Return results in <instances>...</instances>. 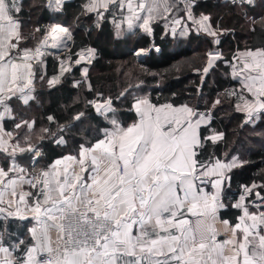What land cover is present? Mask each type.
Returning a JSON list of instances; mask_svg holds the SVG:
<instances>
[{
  "label": "snow or ice",
  "instance_id": "obj_1",
  "mask_svg": "<svg viewBox=\"0 0 264 264\" xmlns=\"http://www.w3.org/2000/svg\"><path fill=\"white\" fill-rule=\"evenodd\" d=\"M195 6V0H88L85 11L100 19L107 13L118 30L152 33L159 19L171 24L169 35L175 36L179 25L181 35L187 27L218 44L221 30L209 15L196 16ZM20 10L16 0H0V216L31 219L35 226L32 243L22 252V240L5 246L0 236V264H264V184L243 186L233 205L241 214L234 224L222 221L231 235L218 240L214 224L236 164L201 157L223 133L211 129L208 115L186 105L136 98L130 106L138 116L135 122L123 126L112 118L110 130L94 143L80 144L75 154L36 169L41 146L5 131L4 122L15 119L10 115L14 100L29 103L34 66L45 64L42 48H59L69 37L68 29L57 25L45 33L41 46L21 47ZM207 56L205 73L222 60L218 51ZM85 59L78 55L76 63ZM228 63L241 84L229 94L236 98L233 107L251 120L264 112V47L240 51ZM59 64L61 73L71 70ZM48 82L55 86L59 80ZM90 104L105 119L107 113L114 115L110 98ZM69 130L60 127L54 142L66 143ZM29 159L32 163L22 166ZM209 185L212 192L206 191Z\"/></svg>",
  "mask_w": 264,
  "mask_h": 264
},
{
  "label": "trees",
  "instance_id": "obj_2",
  "mask_svg": "<svg viewBox=\"0 0 264 264\" xmlns=\"http://www.w3.org/2000/svg\"><path fill=\"white\" fill-rule=\"evenodd\" d=\"M30 1H22L18 16L22 23L21 44L35 48L48 30L62 25L72 33V52L91 46L95 56L88 74H83L79 66L61 73L52 58L44 59L43 66H34L36 76L29 103L13 101L15 119L6 120L4 129L41 146L43 155L36 169L45 168L62 155L75 154L80 144L94 143L102 137L103 130L110 128L108 119L96 113L90 101L101 96L110 98L114 115L108 113V118L128 126L137 120L130 107L133 100L150 93L153 104L186 105L199 113L211 114L210 127L223 133V139L206 145L201 157L238 162L229 173L231 179L224 194L227 210L222 213L225 219L235 222L239 210L233 204L243 186L264 184V112H260L254 126L245 123V116L235 112L236 98L229 94L239 90L241 84L231 75L228 62L240 51L264 47V0L238 6H230L227 0H195L194 14L209 15L213 25L221 30L216 45L188 28L183 35L180 30L175 36L169 35L170 30L159 19L153 24L152 33L118 30L107 13L100 22L94 14H86L83 5L87 0L68 1L59 11L48 0ZM138 50L149 53L138 60L135 55ZM209 51L222 53V60L205 73ZM53 77L59 80L55 86L48 82ZM216 100L221 103L215 104ZM80 113L83 116L75 120ZM23 121L34 122L33 128L17 129L15 125ZM58 127L70 129L64 134L63 146L56 145L51 134L44 131L51 129L53 133ZM30 163V159L21 161L24 167ZM31 224L0 219L4 245H15L22 240V252L32 243Z\"/></svg>",
  "mask_w": 264,
  "mask_h": 264
},
{
  "label": "built area",
  "instance_id": "obj_3",
  "mask_svg": "<svg viewBox=\"0 0 264 264\" xmlns=\"http://www.w3.org/2000/svg\"><path fill=\"white\" fill-rule=\"evenodd\" d=\"M68 1H70V0H48V2L50 4H52V5L56 4V3H63V2H68ZM227 1H228L230 6H238V5H241V4L245 3L244 0H227ZM85 6L86 5L84 4L83 5L84 9H85ZM68 32L70 33L71 39H70V42L63 48L65 50L63 52H61V53H57L56 49L53 50V51H50L44 56V59L52 58L57 63V65L59 67H60V64H59L60 61H63L65 68H69L70 67V69H72L74 67H78L79 66V67H81V70H82L83 74H85V71H84L85 69L87 70L86 74H88L90 69H91V67L94 64V61H95L94 50H93V48L91 46H87V47H85V48H83L81 50H78L76 52H72L71 46H72L73 36H72V33H71V31L69 29H68ZM40 45H41V42L37 46H40ZM20 46L21 47H27L26 45H23V44H20ZM155 50L157 52H159L158 48H156ZM147 53H149V52L148 51H144V50H139L138 52L135 53V55H136L137 59L140 60L141 58H144ZM78 55L85 56V57H87V59H85V60L81 61L79 64H77L76 63V59H77ZM136 98H143V96L140 95V96H137ZM245 122H247V124H251L252 123V119L251 120H246L245 119Z\"/></svg>",
  "mask_w": 264,
  "mask_h": 264
},
{
  "label": "crops",
  "instance_id": "obj_4",
  "mask_svg": "<svg viewBox=\"0 0 264 264\" xmlns=\"http://www.w3.org/2000/svg\"><path fill=\"white\" fill-rule=\"evenodd\" d=\"M22 1H24V0H16V2H17V4L19 5V7L21 8V3H22ZM71 1V0H70ZM31 2H33V0L32 1H30V3ZM134 2H135V0H134ZM64 3H66V2H63V3H56V4H53L54 5V7H52L53 9H55V10H61L62 8V6H63V4ZM88 3V0L85 2V5ZM84 8V7H83ZM83 11H85V9H83ZM85 13L86 14H94V13H88V12H86L85 11ZM95 15V17H96V19L98 20V22H100L102 19H100V18H98L97 17V15L96 14H94ZM21 22H20V32H21V34H22V31H21ZM35 34H36V30H34V32H33V37L35 38ZM230 71H231V75H232V69H231V66H230ZM233 76V75H232ZM234 77V76H233ZM34 89V83H33V85H32V89H31V91ZM143 97H146V98H148L150 101H151V95L150 94H145V95H143ZM29 100H30V97H29ZM152 102V101H151ZM113 108V107H112ZM236 112V111H235ZM96 113H97V111H96ZM108 114V113H107ZM106 114V115H107ZM238 114H241V115H244L243 113H238ZM10 115L12 116V108H11V112H10ZM135 115H136V119H138V116H137V114L135 113ZM206 115H208L209 117H210V123L212 122V116H211V114L210 113H208V114H206ZM245 116V115H244ZM259 118H260V112L259 113H257V114H255L254 115V117L252 118V123L253 124H256L258 121H259ZM8 120V119H7ZM110 119H108V121H109ZM122 124V123H121ZM33 125H34V123H32V125L30 126V129H32L33 128ZM123 125V124H122ZM124 126V125H123ZM59 128L60 127H58L53 133H57V134H59ZM106 130H110V128H107V129H105V130H103V132H102V134H104V132L106 131ZM56 134V135H57ZM103 136V135H102ZM223 139V138H222ZM221 139V140H222ZM64 140H65V138H64ZM58 145V144H57ZM60 146H63V145H65V143L64 144H59ZM233 163H235L236 164V166L238 165V162H236V161H232ZM233 169V168H232ZM206 191H208V192H212L213 191V189H212V187L209 185L208 187H207V189H206ZM225 191H226V187L224 188V192H223V197H222V199H223V204H224V207L223 208H221V209H219L218 210V212H217V217H216V221H215V224H214V227L216 228V230H217V232L219 233V235H218V240H222V239H225V238H227L228 236H230L231 235V233H230V231H229V229L222 223V221H224V220H227V221H229V225H231V224H234L236 221H237V218L239 217V215L241 214V212H239L240 210L239 209H237V208H234V209H236V210H239L238 211V217L236 218V220H235V222H232V221H230V220H228V219H225V217L223 216V212L224 211H226L227 210V205L225 204V202H224V194H225ZM8 197H7V193H5V199H7ZM238 200V199H237ZM237 202V201H236ZM235 202V203H236ZM234 203V204H235ZM233 204V205H234ZM0 219H3V217L2 216H0ZM188 219L190 220V221H192L193 223L196 221V217H191V216H189L188 217ZM17 220H20V221H22V222H31L32 224H31V228L32 227H34L35 226V221H33V220H31V219H28V220H22V219H18L17 218ZM30 228V229H31ZM50 237H51V240L53 241V246L55 247V241H56V238H57V234H56V232L53 230V231H51L50 232ZM16 255H17V253H12V258L13 259H15V257H16ZM3 258V254H0V259H2Z\"/></svg>",
  "mask_w": 264,
  "mask_h": 264
},
{
  "label": "bare ground",
  "instance_id": "obj_5",
  "mask_svg": "<svg viewBox=\"0 0 264 264\" xmlns=\"http://www.w3.org/2000/svg\"><path fill=\"white\" fill-rule=\"evenodd\" d=\"M57 26V25H56ZM59 26H62V25H59ZM64 27V26H62ZM66 28V27H65ZM63 35V34H62ZM67 37H69L68 39H65V40H62L60 42L61 46L59 48H63L65 47V45H67L69 42H70V39H71V36H70V33L68 32L67 33ZM41 46V45H40ZM42 50L45 52V55L50 52V51H53L55 49L51 48V47H46V48H42Z\"/></svg>",
  "mask_w": 264,
  "mask_h": 264
},
{
  "label": "rangeland",
  "instance_id": "obj_6",
  "mask_svg": "<svg viewBox=\"0 0 264 264\" xmlns=\"http://www.w3.org/2000/svg\"><path fill=\"white\" fill-rule=\"evenodd\" d=\"M52 7H54V5H51ZM104 18V17H103ZM166 28H168L170 31L172 30V26H171V24H169V25H167L166 26ZM180 30V26L179 25H177L176 26V32H178ZM184 31H187V27L184 29ZM234 78V77H233ZM34 90V89H33ZM32 90V91H33ZM30 92V95H28V97H30L31 96V91H29ZM28 92V93H29ZM32 121L31 122H29V124H28V127H30L31 125H32ZM245 123H247V122H245ZM255 124H253V126H254ZM56 134L57 133H51V138H54L55 139V137L54 136H56ZM26 139H28L27 137H26ZM56 144V143H55ZM57 145V144H56ZM59 145V144H58ZM31 163H32V161H31Z\"/></svg>",
  "mask_w": 264,
  "mask_h": 264
},
{
  "label": "water",
  "instance_id": "obj_7",
  "mask_svg": "<svg viewBox=\"0 0 264 264\" xmlns=\"http://www.w3.org/2000/svg\"><path fill=\"white\" fill-rule=\"evenodd\" d=\"M63 48H64V47H63ZM63 48H56V52H57V53H61V52H63V51L65 50V49H63ZM216 62H217V61H214V66H215ZM214 66H213V67H214ZM213 67H211V68H209V69H212ZM34 82H35V79H34ZM34 82H33V83H34ZM257 113H259V112H257ZM257 113H255V114H257ZM255 114H254V115H255Z\"/></svg>",
  "mask_w": 264,
  "mask_h": 264
}]
</instances>
